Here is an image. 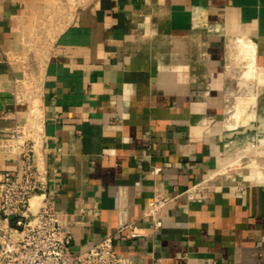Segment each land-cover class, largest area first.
Segmentation results:
<instances>
[{"label":"crops","instance_id":"obj_1","mask_svg":"<svg viewBox=\"0 0 264 264\" xmlns=\"http://www.w3.org/2000/svg\"><path fill=\"white\" fill-rule=\"evenodd\" d=\"M239 38L264 74V0H0V144L28 118L15 80L36 79L37 163L75 251L113 234L122 264H264V147L223 126ZM18 162L0 146V178ZM210 175L160 229L144 218L154 190Z\"/></svg>","mask_w":264,"mask_h":264},{"label":"built area","instance_id":"obj_2","mask_svg":"<svg viewBox=\"0 0 264 264\" xmlns=\"http://www.w3.org/2000/svg\"><path fill=\"white\" fill-rule=\"evenodd\" d=\"M12 93L15 102L26 103L28 118L6 133L0 144L18 157V167L6 170L0 178V264H122L125 258L114 249L113 234L83 251L72 247L73 236L65 229V220L57 212L54 200L47 196L45 170L38 161L37 145L42 123L37 81L26 76L16 79ZM210 175L187 187L181 193L153 191L144 214L154 230L163 226L162 213L178 196L184 194L188 202L197 200V193L210 186ZM40 203L36 210L31 203ZM128 229L127 238L141 235L135 223H126L119 230Z\"/></svg>","mask_w":264,"mask_h":264},{"label":"rangeland","instance_id":"obj_3","mask_svg":"<svg viewBox=\"0 0 264 264\" xmlns=\"http://www.w3.org/2000/svg\"><path fill=\"white\" fill-rule=\"evenodd\" d=\"M242 47L243 46L240 44V42H238V40L233 43V51H232L233 60L232 61H233V67H234V70L237 76L242 72V70L245 68V65L248 62V59L245 58L244 51H242ZM262 76L264 77V74H262ZM251 81L252 83L250 82L251 84H248V87L238 86V92L235 95L236 97L231 99L230 106L231 108L234 109V111L237 112L236 113L237 117L233 118V120L235 119L238 120V124L235 129L237 128L241 129L248 122L255 123L258 117L260 116L264 117V86L262 87L258 79L255 77ZM257 82L261 86H259ZM247 90L253 93L257 92L255 95L256 97L254 95H250L248 97L249 92ZM228 116H229V113H227L225 119ZM211 123L212 121L207 123V125L211 126ZM224 128L229 130L226 127ZM239 138L243 140L245 139V141L246 140L248 141L247 146L245 145L244 147L238 148L240 149L239 150L240 152L242 148V150H244L242 151V153L246 156L258 154L260 149L264 147V133L250 131V132L241 134ZM252 165H256L257 168H260L261 166L259 165V162L258 163L253 162ZM258 176L259 178H264V173L261 170H259Z\"/></svg>","mask_w":264,"mask_h":264},{"label":"bare ground","instance_id":"obj_4","mask_svg":"<svg viewBox=\"0 0 264 264\" xmlns=\"http://www.w3.org/2000/svg\"><path fill=\"white\" fill-rule=\"evenodd\" d=\"M238 42H240V44L243 46L242 51H244L245 58L248 59V62L245 65V68L242 70V72L235 78V84L237 86L248 87V84H251L252 83L251 80L255 77L258 79L259 83L262 86H264V77L262 76V74H258V71L256 69V63H255L256 48L254 47V43L252 41L245 40L243 38H239ZM250 95H254V94H250ZM228 113L229 116L224 120L223 126L228 128L229 130H234L238 124L237 119L233 120L234 117H237L236 116L237 112L234 111L233 108H231ZM242 151L244 150H242L241 148V152Z\"/></svg>","mask_w":264,"mask_h":264},{"label":"water","instance_id":"obj_5","mask_svg":"<svg viewBox=\"0 0 264 264\" xmlns=\"http://www.w3.org/2000/svg\"><path fill=\"white\" fill-rule=\"evenodd\" d=\"M250 131H256L258 133H264V117L260 116L258 117L257 121L255 123H248L247 125L243 126L241 129H236L234 131H231L228 133L229 136L235 137L232 141V146L234 147H241V145L238 144V137L241 134L250 132Z\"/></svg>","mask_w":264,"mask_h":264}]
</instances>
